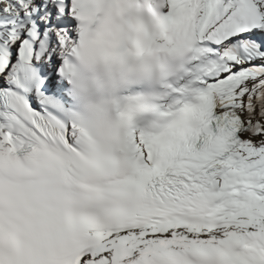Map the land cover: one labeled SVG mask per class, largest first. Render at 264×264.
Instances as JSON below:
<instances>
[{
  "label": "snow or ice",
  "instance_id": "6c2138e0",
  "mask_svg": "<svg viewBox=\"0 0 264 264\" xmlns=\"http://www.w3.org/2000/svg\"><path fill=\"white\" fill-rule=\"evenodd\" d=\"M0 264H264V0H0Z\"/></svg>",
  "mask_w": 264,
  "mask_h": 264
}]
</instances>
